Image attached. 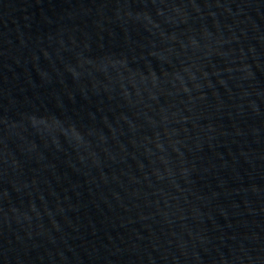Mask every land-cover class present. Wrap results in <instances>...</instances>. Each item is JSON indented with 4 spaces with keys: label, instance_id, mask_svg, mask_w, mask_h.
<instances>
[{
    "label": "water",
    "instance_id": "obj_1",
    "mask_svg": "<svg viewBox=\"0 0 264 264\" xmlns=\"http://www.w3.org/2000/svg\"><path fill=\"white\" fill-rule=\"evenodd\" d=\"M0 264H264V0H0Z\"/></svg>",
    "mask_w": 264,
    "mask_h": 264
}]
</instances>
